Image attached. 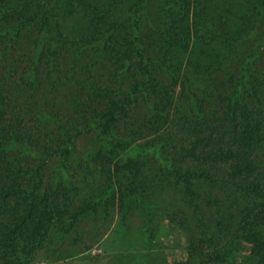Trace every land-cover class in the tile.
Here are the masks:
<instances>
[{"label": "trees", "instance_id": "trees-1", "mask_svg": "<svg viewBox=\"0 0 264 264\" xmlns=\"http://www.w3.org/2000/svg\"><path fill=\"white\" fill-rule=\"evenodd\" d=\"M100 209L264 264V0H0V264Z\"/></svg>", "mask_w": 264, "mask_h": 264}, {"label": "rangeland", "instance_id": "rangeland-1", "mask_svg": "<svg viewBox=\"0 0 264 264\" xmlns=\"http://www.w3.org/2000/svg\"><path fill=\"white\" fill-rule=\"evenodd\" d=\"M94 148L91 137L77 145L79 160ZM58 161L49 164L53 177ZM102 209L97 215L83 217L73 235L64 241L57 236L52 245L42 247L29 264H184L188 257V241L182 230L168 220H160L155 238L145 232L143 217L134 215L130 229L123 227L117 209L109 216ZM213 250L214 248H208ZM249 249L241 246L231 264H247Z\"/></svg>", "mask_w": 264, "mask_h": 264}]
</instances>
